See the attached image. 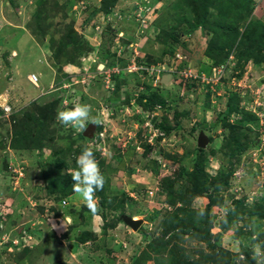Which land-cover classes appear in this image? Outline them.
Listing matches in <instances>:
<instances>
[{
	"label": "rangeland",
	"instance_id": "rangeland-1",
	"mask_svg": "<svg viewBox=\"0 0 264 264\" xmlns=\"http://www.w3.org/2000/svg\"><path fill=\"white\" fill-rule=\"evenodd\" d=\"M103 1L0 0V264H132L147 250L142 230L162 236L164 214L183 208L180 201L168 204L167 180L174 193L195 185L184 208L208 225L209 245L225 251L229 264H264V48H253L262 43L240 37L213 74L218 67L204 55L212 33L189 30L195 16L186 0H114L108 12ZM252 1L250 15L235 18L240 32L253 20L264 29V0ZM69 28L90 48L74 61L57 52ZM181 64L197 78L179 76ZM158 66L171 73L165 85L151 69ZM116 77L123 80L118 89ZM148 88L163 104L138 103ZM234 96L238 112L219 121ZM52 98L60 99L57 114L90 106V116L100 121L91 139L78 137L90 122L80 130L56 117L53 142L11 148L14 124L18 128L25 113ZM164 124L171 129L159 131ZM200 131L208 142L196 158L203 161L196 186L190 176ZM239 144L245 145L241 152ZM77 146L96 152L120 208L102 209L96 197L93 214L73 191L61 199L48 195L53 159ZM67 165L62 174L71 175L77 158L69 157ZM121 216L141 224L133 231ZM182 238L175 241L188 249L190 262L199 251L215 252L205 242ZM148 253L146 264H155V254Z\"/></svg>",
	"mask_w": 264,
	"mask_h": 264
},
{
	"label": "trees",
	"instance_id": "trees-1",
	"mask_svg": "<svg viewBox=\"0 0 264 264\" xmlns=\"http://www.w3.org/2000/svg\"><path fill=\"white\" fill-rule=\"evenodd\" d=\"M187 1V2H186ZM185 3L189 6L190 11L195 16V23L190 25L189 30L195 31L197 29L203 28L207 29L212 33L211 39L208 41L204 55L212 61L211 66L222 67L225 61L228 59L230 54V48H233L236 45L237 40L244 36V38L251 39L250 41L255 44H264V29L262 24L258 20L249 21L244 30L240 32L235 26V22L238 18V21L244 17H248L253 8L252 0H186ZM114 4V0H104L101 4V9L105 12H108L110 6ZM173 34V33H172ZM178 37L177 34H174V40L176 41ZM255 39L256 41H254ZM240 40L238 41V43ZM260 45L259 47H253L257 52L258 49H263L264 46ZM57 47V52L61 57H70L72 61L74 58L78 59L83 53H86L90 50L88 44L83 40L77 33L69 28L67 29L66 35L60 40V43ZM69 48V49H68ZM107 54L105 59H107ZM56 57V55H55ZM60 57V58H61ZM258 57V55H257ZM104 59V60H105ZM240 57L238 60L240 61ZM60 60V59H59ZM103 58L101 62L104 63ZM58 61V59H57ZM71 63V62H70ZM106 65V64H105ZM109 65V64H108ZM106 65L105 67L107 68ZM184 68V65H179L178 69ZM114 84L116 89H118L122 83L121 79L115 78ZM148 91V92H147ZM144 94L142 92L138 99V103L141 104L142 100L145 99L144 107H151L154 103L163 104L159 100L158 95L154 92H151V89L148 88ZM141 100V101H140ZM127 101V98H126ZM60 103V99L52 98L48 100L42 107H37L35 113H25L23 115L22 121L17 122L18 128H16V123L14 124V134H12L11 139V148L13 149H41L44 145V141L49 143L54 141L55 129L52 127L56 117L57 109ZM238 97H232L229 100V103L226 105V110L222 112V115L218 120L221 122L226 121L232 113L238 112ZM14 119V118H13ZM245 120V119H243ZM244 122L237 121V125H242ZM234 128L235 125H229ZM159 131L166 130L169 131L171 127L169 125H157ZM18 129V130H17ZM100 131V127L97 126V132ZM79 139L87 140L81 133L78 135ZM245 148L244 144H239L238 151L241 152ZM85 147L68 148L64 152L58 154L57 157L53 159V164L51 166V177L49 179V184H47V193L50 197L55 198H64L72 191V178L71 175L62 174L63 170H66L68 167L67 159L73 158V161L76 160L77 155L81 154ZM60 149H57L59 151ZM92 151V150H91ZM94 156L95 151H92ZM203 150L195 148V159H194V171L196 172L194 176L196 180V186H198L199 178L203 175V161L199 158L203 154ZM201 158V157H200ZM118 160V158H115ZM109 166V165H107ZM181 176H184V168H181ZM48 175L47 173H44ZM191 180V179H190ZM189 180V181H190ZM191 180V181H192ZM166 184V187H165ZM108 179L105 178V184L102 191H97L95 196L98 198L99 207L102 209L114 211L117 208L122 206L121 201H118L117 197L111 194L108 189ZM163 189L166 188L167 202L168 204H175V202L180 201L183 205V208L177 209V212H167L164 214L161 221V226L164 230V236L150 237V234L146 231L142 233L144 237H149V243L147 244V250L141 252V254L135 258L132 264H146L147 261L151 260L148 251L155 254V264H229L228 259L224 256L225 251L218 249L215 245H209V232L208 225L203 224V220L196 219L194 214H192L189 209L184 207L189 206L187 202L190 196V200L193 197V194L196 192V188L193 187L185 190L180 189L176 193L172 192L173 190V181L167 180V182L162 183ZM162 189V190H163ZM163 190V191H164ZM189 194V195H188ZM192 216V217H188ZM104 218V215L102 214ZM119 216H117V220ZM177 223V224H176ZM178 223L180 225H178ZM178 225V226H177ZM204 228H203V227ZM202 227V228H201ZM171 232V234L166 238V234ZM85 235L91 236L89 233H84ZM183 236H187V239L205 242L211 249L215 252L210 255H203L201 251L198 252L199 258L195 261L190 262L187 255L188 249L177 246L175 239L179 237V242H184ZM85 239L79 238V242H84ZM171 242H173L172 248L170 247ZM24 249L22 252H26ZM164 253H167L164 256Z\"/></svg>",
	"mask_w": 264,
	"mask_h": 264
},
{
	"label": "clouds",
	"instance_id": "clouds-1",
	"mask_svg": "<svg viewBox=\"0 0 264 264\" xmlns=\"http://www.w3.org/2000/svg\"><path fill=\"white\" fill-rule=\"evenodd\" d=\"M167 74L171 76V73L169 72L163 73L159 78L160 82L162 76ZM90 112L91 108L89 105L77 104L71 110L59 112L57 114V119L63 126L84 130L87 122L94 125H98L100 123L99 120L90 116ZM77 165L78 170L71 173L73 181L72 191L82 198L90 212L96 214L98 212V207L95 194L97 191L103 190L105 178L100 171L94 153L87 148H85L77 157ZM200 215L202 216L203 212H201ZM66 219L71 222L70 216Z\"/></svg>",
	"mask_w": 264,
	"mask_h": 264
},
{
	"label": "water",
	"instance_id": "water-1",
	"mask_svg": "<svg viewBox=\"0 0 264 264\" xmlns=\"http://www.w3.org/2000/svg\"><path fill=\"white\" fill-rule=\"evenodd\" d=\"M100 68H103V65H100ZM170 78H171V76L169 74L162 76L161 83L164 85L167 84L169 82ZM95 127H96V125H94L92 123L89 124L88 127L83 132V136L86 139H91L93 131L95 130ZM207 142H208V138L204 135V133L202 131H200L198 134V138H197V147L199 149H203V148H205ZM121 220L127 226H129L133 231H136L141 224L140 220L134 221L133 218L127 217V216H121Z\"/></svg>",
	"mask_w": 264,
	"mask_h": 264
},
{
	"label": "built area",
	"instance_id": "built-area-1",
	"mask_svg": "<svg viewBox=\"0 0 264 264\" xmlns=\"http://www.w3.org/2000/svg\"><path fill=\"white\" fill-rule=\"evenodd\" d=\"M219 68H221V67H218V69L217 68L216 69H213V74L216 73V72H219V70H220ZM151 69L153 71H156L158 73V74H156L157 80H159L160 76L163 73H165V69H163V67H161V66H158L155 69L153 67H151ZM190 71L191 70H189V69H181V70H179V76H181L183 79H186V80L187 79H193V78L196 79L197 77L195 75H192V73ZM116 72H118V71H114V73H116ZM30 81L32 82V84H35V82L37 81V79H36V77L34 75H32L30 77Z\"/></svg>",
	"mask_w": 264,
	"mask_h": 264
},
{
	"label": "bare ground",
	"instance_id": "bare-ground-1",
	"mask_svg": "<svg viewBox=\"0 0 264 264\" xmlns=\"http://www.w3.org/2000/svg\"><path fill=\"white\" fill-rule=\"evenodd\" d=\"M135 221V220H134Z\"/></svg>",
	"mask_w": 264,
	"mask_h": 264
}]
</instances>
